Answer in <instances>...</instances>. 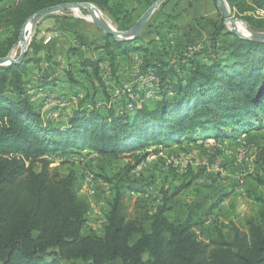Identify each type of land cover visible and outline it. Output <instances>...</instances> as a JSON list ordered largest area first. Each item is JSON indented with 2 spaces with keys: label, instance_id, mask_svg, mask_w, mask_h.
Returning <instances> with one entry per match:
<instances>
[{
  "label": "trees",
  "instance_id": "16d2710c",
  "mask_svg": "<svg viewBox=\"0 0 264 264\" xmlns=\"http://www.w3.org/2000/svg\"><path fill=\"white\" fill-rule=\"evenodd\" d=\"M155 1L151 0L148 8ZM226 1L239 17L249 11H264V0H251L250 4L246 0ZM70 3H91L108 14L114 10L112 0H21L15 7L0 9V25L21 27L43 9ZM177 17L170 14L173 21ZM214 24L215 30L201 52L210 56V61L189 50L186 56L177 54L178 65L169 70L170 51L166 46L160 51L157 26L150 31L152 37L143 32L132 41L100 35L98 40L103 44L96 49L107 53L113 67L117 52L143 53L139 77L160 79L154 83L160 101L131 115L114 107L106 113L96 105L90 107L87 101L93 98L86 95L68 117L67 125H46L34 100L36 95L29 89L28 66H37L35 83L40 90L80 86L73 69L65 71L66 78L54 76L50 70L61 61L50 50L44 58L28 53L22 63L0 67V264H264L263 194L251 195L257 210L241 225L230 220L228 234L220 226L209 227L207 221L195 219L193 211L182 223L171 220L176 196L186 187L174 193L161 192L153 210L137 204L130 213L126 204L132 191V170L149 155L138 151L183 141H219L264 129V43L239 38L227 31L224 23ZM197 36L190 38V44L203 39ZM78 39L91 47L84 37ZM221 44L227 46L219 50ZM1 52L0 57L8 54ZM225 52L228 59L222 56ZM101 62H83L84 68L93 69L99 82ZM130 105V110L134 109V104ZM87 150L103 157L130 155L135 160L113 178L101 176L112 191L102 235L83 234L90 199L83 193L79 177L73 172L62 176L52 168L54 161L49 158ZM225 201L226 196L212 208ZM136 235L140 237L132 243Z\"/></svg>",
  "mask_w": 264,
  "mask_h": 264
},
{
  "label": "rangeland",
  "instance_id": "374dc122",
  "mask_svg": "<svg viewBox=\"0 0 264 264\" xmlns=\"http://www.w3.org/2000/svg\"><path fill=\"white\" fill-rule=\"evenodd\" d=\"M210 1L211 3L213 2V6L215 5L214 9H212V15L216 16L214 21L212 16L208 15V20L224 23L227 31L233 34V28L223 17L216 1ZM150 2L151 0H112L113 14H108L97 5H93L96 7L97 14L100 15L99 17L105 23L118 31H121L120 28L123 29L122 31H126L133 27L148 10ZM166 2L151 17L147 25V27L149 25L150 27L144 30V32L150 33L148 36L152 37V32L150 31L155 29L154 25L157 23V31L160 32V40L157 45L160 47V51L164 46H166V50H173L172 43H176L168 35L167 29H165L168 27L160 22L163 13L167 11L166 8L168 6H164ZM229 8L233 18L244 21L248 28L256 32L264 33L263 10H258L254 13L251 11L245 12L239 17L230 5ZM54 19H58L61 21L60 23H64L65 20L72 26L78 24L81 27L80 31L86 32V35L93 32L100 36L104 33L94 24L93 13L88 8L67 9L43 18L34 28L27 26V29L30 28L26 32L30 44L29 49L35 42L40 44L43 40L42 38L49 34L54 37V42L60 39V33L64 35V30L58 29L59 27ZM25 24L21 27L15 24L0 25L1 53L6 54L8 52L7 56L18 59L22 51L19 39ZM252 25H256L259 30L254 29ZM192 32L190 30L188 32L190 38L193 36ZM206 36L202 35L203 39ZM190 38L187 39L186 37L184 40L182 37L179 40H182L191 48L195 47V49L205 44V41L193 40V42H196L192 45L190 44ZM71 43L74 44V40L71 39ZM102 44L103 41L93 40V47L88 48L90 50L83 49V46L79 47L77 45L76 49L75 47L72 48V50L76 51H70L69 53L68 48L64 50L68 54L65 52V60L62 64L51 68L50 72L54 76L66 78L65 71L72 70V67L68 64L77 61L78 55L75 52H82V58L77 63L78 68L73 70L76 78L81 82V85L76 88L78 92H74L73 89L66 90L69 91V94H66L67 98L57 99L54 95L60 94L64 90H59V92L58 90H54L52 92L54 95L48 94L44 98L45 93L49 91L43 89L44 91L39 97L34 98L40 105L39 110L46 125H49L48 122L57 127L67 125L68 121L65 115L68 113V109L63 110L62 108L72 104V100H74V103L78 101L80 103L82 97L77 96L76 93L83 95V97L87 94L91 95L93 99L87 101L89 103L88 106L92 107L96 105V108L102 109L105 113L107 112L105 110L114 107L118 112L122 113L124 111V113L127 112L131 115L144 105L152 108L160 101L156 96L159 90L158 87L155 84H146L147 82L145 83L144 80H141V76L139 77L138 71L135 70V60L132 61V58L130 59L132 61L130 63L131 70L126 68L127 63L130 61L128 60L130 55L136 52L128 55L117 52L119 56L116 66L113 67L107 53L96 49L97 45ZM226 46V44H221L218 48L220 50L221 47L225 48ZM92 48L93 50H91ZM186 51L179 52L177 50L174 54L170 52L168 63L173 62L176 65L178 63V60L175 59L176 55L179 53L178 55L182 54L186 56ZM202 53L201 57L203 56L204 59L210 61L211 57L206 55L205 52L204 54ZM228 55V52H225L222 56L224 59H228ZM87 59L102 60L100 63L101 68H99L102 82H99L93 75L92 68L83 67V62ZM170 65V67L166 68L167 70L173 67L172 64ZM185 65L188 67L187 63ZM36 67L34 64H29L28 69H36ZM123 73V78L127 82L121 81V78L119 81V74L122 75ZM135 74L137 75L136 78L134 77ZM128 77L129 80L134 77V81L127 80ZM103 82L105 85L100 84ZM137 84H144V87H139ZM135 86L137 87L136 91H132V87ZM64 87L67 88L69 86L60 85L53 88L62 89ZM122 88H125L123 92H121ZM106 92L110 94V97L106 95ZM138 98H141L140 101L137 100ZM68 100H71L72 103ZM130 104H134V109L130 110ZM225 130L229 131V128H225ZM145 151L149 155L140 165H135L131 173L132 182L129 184V187L132 191L128 192L126 198V204L129 207L130 213L134 212L135 205L137 204L153 210L157 205V199L161 197V192L168 191L169 193H174L181 187H186L176 196L172 210L169 213L171 220L182 222L191 211L194 212L195 219L201 220L200 216L204 215L208 209L218 203L222 197L226 196L227 201L218 204V209L214 212V216L209 223L212 226H220L224 233L228 234L226 227L230 223V220L241 225L245 217L252 215L257 210L258 206L251 199V195H254V192L264 195V184L261 185L260 182V180L262 183L264 182V129L251 131L246 134L238 133L233 138H225L219 141L209 139L199 140L198 142L183 141L178 144H171L170 146H148L145 150L138 151L137 154H142ZM70 152L64 155L49 157L50 160L54 161L52 168H57L62 176L73 172L79 177L83 184V193L89 197L91 202V211L88 215V221L83 234L102 235L106 224L105 214L108 211V204L112 199V191L110 185L102 180L101 176L106 175L113 178L126 167L134 165L135 160L130 155L103 157L96 152L88 150L80 154H69ZM35 167L36 169L40 168L39 165ZM215 221H217V224ZM147 229L149 230V225H147ZM139 237V235L134 236L132 243L137 241Z\"/></svg>",
  "mask_w": 264,
  "mask_h": 264
},
{
  "label": "crops",
  "instance_id": "0c3cea01",
  "mask_svg": "<svg viewBox=\"0 0 264 264\" xmlns=\"http://www.w3.org/2000/svg\"><path fill=\"white\" fill-rule=\"evenodd\" d=\"M246 1L249 4L251 2V0H246ZM20 2H21V0H3V2L0 4V9L15 7ZM212 3H211L210 0L209 1L208 0H202V3H201V0H176L175 2L169 3L168 7L166 8L167 11H165L163 13L162 17L160 18V22H162L161 24H163L164 26L168 27V28H165V29H167L168 35L173 40L176 41L175 44L172 43L173 50H169L170 52H172V54H174V52L177 51V50L179 52L187 50L186 53L189 50L190 51H194V52L198 51V52L201 53L203 51V48L207 46V41H208L209 36L211 34L212 28L215 25L214 21H215V16L216 15L215 16L212 15V9H214L213 7L215 5L213 6ZM170 14H173V16H176V17H177V15H179V16L177 18H175V20L173 21L172 19H170ZM208 15H211L212 19L214 21L213 20L212 21L208 20V17H207ZM54 21L58 25V27H59L58 29L64 30L63 31L64 35L59 32L61 34V37H60L59 40H57L58 42L57 41H55V42L54 41L53 42H47V37L50 36V34L45 36L44 38H42L43 40L40 42V44L35 42L31 46V48L29 49V53H30L31 56H35L37 58H44L45 54L47 53L46 50H50L52 55L54 56V58L57 61H61L60 64H62V62L65 60L64 59L65 52L67 53V51H64V50L69 48L68 49V53L70 51L74 52L76 50H72L73 47H75V49H76L77 45H79V47L83 46L82 43H81L82 41H79V39H78L79 36L84 37L86 43L88 45H91L92 47H93V40L100 41V40H98V38L100 37L99 35H97V34H95L93 32L90 33L89 35H86L87 34L86 32L80 31L81 27L78 24H75L74 26H72L70 23H67L65 20H64V23H60L61 21H59L58 19H54ZM189 30L193 31L192 32L193 36H195V35L197 36V34H198L199 38L202 37V35L203 36L207 35L205 37V39L201 38V41H205V44L204 45H200V46H198L197 49H195V47L194 48L188 47V45L185 42H183L182 40L180 41L179 39L180 38L182 39V37H183L184 40L186 39V37H187V39L190 38L189 35H188L189 34L188 33ZM51 35H53V34H51ZM37 36H38V33H37ZM197 38H198V36H197ZM71 39L74 40V44L71 43ZM1 41H2V39H1ZM184 45H186V46H184ZM88 48L89 47H87V46H83V49L89 50ZM91 50H93V48ZM75 54L78 55L77 61L71 62L70 64H68L70 67H72L73 70L78 68V65H77L78 60H80L82 58V52L81 51H79L78 53L75 52ZM130 59L132 61L135 60V70L138 71V73H139L140 66H141L142 61L144 59L143 53L131 54L130 58L128 60H130ZM131 60L126 65L127 69H130V67H131V64H130L132 62ZM176 60H178V59H176ZM170 64H172L173 66L175 65L173 62L170 63ZM177 64L178 63H176V65ZM124 73H126V72H124ZM124 73L122 75L119 74V81H120V78H121V81H126L123 78ZM38 75H39L38 69L37 68L36 69L33 68V69L29 70V73H28V76H27L28 81H30V83H31V85L29 86V89H30L31 93L36 95L35 98H38L39 95L44 91L42 89L41 90L40 89H36L37 84L35 83V79H36V77ZM136 76L137 75L135 74L134 77L136 78ZM134 77L132 79H130V80H129V77H128L127 80H129V81L132 80L131 82H133L134 81ZM78 87L79 86L72 87V88L71 87H67V88L64 87L62 89H54L53 86H48V87L44 88L47 91H49V92L45 93L44 98H46L48 94L54 95L52 93V92H54V90H58V92H59V90H61V91L64 90V92H62L60 94L57 93V94L54 95V97H56L57 99L58 98L59 99L60 98L61 99L67 98L66 94L69 91H66V90H72L73 89L74 92H78L76 90V88H78ZM76 94H77V96H81L82 99L85 97V96L83 97V95H80L78 93H76ZM87 95H89V94H87ZM107 96L110 97V94L108 93ZM70 99L72 100V98H70ZM71 100H68V101L70 103H72ZM78 103H79V101H78ZM37 104L39 105L38 102H37ZM76 104L77 103L73 102L72 104L62 108L63 110H67L68 109V113L67 114L65 113L66 114L65 117L67 118V121H68V117L77 109L78 105H76ZM69 108H71V109H69ZM61 115H62V113H61ZM48 124L52 125V123H50V122H48ZM69 154H75V153L70 152ZM158 200L159 199H157V201ZM212 207L210 209H208V211L204 215L199 217L201 220L207 221L206 224L209 227L211 225L209 222H211V220H212V218L214 216V212L218 209V208L213 209ZM185 219L182 222H184ZM182 222H179V223H182ZM134 242H136V241H134Z\"/></svg>",
  "mask_w": 264,
  "mask_h": 264
},
{
  "label": "water",
  "instance_id": "95a60500",
  "mask_svg": "<svg viewBox=\"0 0 264 264\" xmlns=\"http://www.w3.org/2000/svg\"><path fill=\"white\" fill-rule=\"evenodd\" d=\"M166 1L167 0H156L148 8V10L142 15V17L135 23V25L126 31H118L114 29L111 25L105 23L97 14L96 7L90 3L62 4V5L43 9L38 13H36L26 22L21 32V36L19 39L20 41L19 43L21 44V48H22L21 55L18 57V59H14L12 56L0 58V67L10 66L13 64H20L24 61L30 46L26 36L27 26H31L32 28H34L43 18L51 14L67 9L88 8L93 13L94 24L100 30H102L106 35L113 36L116 40L124 42V41H132L138 39L141 36V34L144 32L153 14ZM215 1L223 17L226 19L227 23H229L233 28L232 30L233 34H235L236 36L242 39L264 43V33L256 32L253 29L248 28L247 25H245L244 21L232 17L230 13L229 4L226 0H215Z\"/></svg>",
  "mask_w": 264,
  "mask_h": 264
},
{
  "label": "built area",
  "instance_id": "2783aa9c",
  "mask_svg": "<svg viewBox=\"0 0 264 264\" xmlns=\"http://www.w3.org/2000/svg\"><path fill=\"white\" fill-rule=\"evenodd\" d=\"M53 39H54L53 36H49V37H47V42H52ZM151 80H158V83H160V79H159V78H157V79H147V81H151ZM145 82H146V81H145ZM137 85H139V87H140V86H143V87H144V84H137ZM124 89H125V88H122V89H121V92H123ZM136 98H137V97H136ZM140 99H141V98H138L137 100L140 101ZM72 101L74 102V100H72Z\"/></svg>",
  "mask_w": 264,
  "mask_h": 264
},
{
  "label": "bare ground",
  "instance_id": "6f19581e",
  "mask_svg": "<svg viewBox=\"0 0 264 264\" xmlns=\"http://www.w3.org/2000/svg\"><path fill=\"white\" fill-rule=\"evenodd\" d=\"M98 15H99V14H98ZM99 16H100V15H99ZM29 30H30V28L27 29V31H29ZM27 40H28V39H27ZM140 78H141V80L146 81V82H147V83L145 82L146 84L149 83V85H150V84H151V85L154 84L155 81H156V80L147 81V79H156V78H155L154 76H152V75H151V76H147V77H145V76H141ZM141 92H142V91H141Z\"/></svg>",
  "mask_w": 264,
  "mask_h": 264
}]
</instances>
